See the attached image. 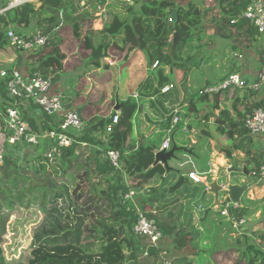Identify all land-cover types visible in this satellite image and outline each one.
I'll list each match as a JSON object with an SVG mask.
<instances>
[{
    "label": "trees",
    "instance_id": "16d2710c",
    "mask_svg": "<svg viewBox=\"0 0 264 264\" xmlns=\"http://www.w3.org/2000/svg\"><path fill=\"white\" fill-rule=\"evenodd\" d=\"M97 1L105 10L102 35L103 40L108 42L101 43L104 57L108 56V52L124 51L126 48H137L143 51L151 76L140 85L139 92L143 97L157 95L156 100L166 95L160 93V88L171 83V70L183 71L185 61L191 59L183 54L187 43L199 36L200 32L211 31L204 29L206 25H215L218 35L234 38L243 48L250 47L257 34L249 22L242 17L243 11L249 5V0H205L202 7L190 3L185 10L177 11L174 10L172 0H130L133 5L117 0H90L85 7L80 6V0H37L39 4L37 8L35 4L27 3L0 14V50L8 46L5 37L9 26L15 29L34 26L43 35L50 36V39L45 48L31 53L26 62L33 72L39 71L55 82L53 75L56 74L55 76L58 77L57 73L63 68L66 58L62 47L72 50L78 43H83L84 49L89 50V38L93 32L90 24L96 12L95 2ZM6 3L7 0H1L0 8H4ZM173 11H176L175 18L171 15ZM183 15H185L184 22L181 20ZM64 26L70 28V36L67 38L61 35V29ZM175 33L180 36V40L174 51H171ZM262 59H264V50L261 52V62ZM18 61L19 59L16 62ZM156 62L158 64L154 67ZM89 63L95 68L105 69L101 66L102 59L93 60L89 57ZM12 67L3 66L8 70ZM3 86L0 81V95L4 94ZM99 90H102V87L93 86L89 95L92 96ZM218 95L215 97L217 98ZM208 97V95L194 96L190 101L188 114L196 116L198 106L206 104ZM104 105L109 106L108 103ZM216 107H218L217 104ZM263 107L264 104L259 103L255 108ZM118 108L119 122L110 131H107V128L111 125L112 115H97L87 119L83 134L78 136L70 147L62 149L53 161L40 160L23 168L11 163L0 167L1 177L8 179L13 174L17 179L21 178L19 180L23 185L27 183L29 195L41 192L45 202L41 209L42 213L44 216L49 215V220L42 219V222L34 227L35 231L29 238L27 249L24 250L26 261L23 262L20 255L19 259H13L10 264H142L138 259L146 245L141 241L138 246H135L123 235L124 227L122 226L128 227L136 216L132 209H127L122 204V196L126 188L121 181L120 172L132 178L135 187L144 192L149 203H160L161 205L156 206L159 210L163 209L162 204L165 202L167 191L150 187V182L156 178L160 179L166 171L160 164L154 163V154L158 149L157 141L148 143L145 138H142L136 147L128 143L136 114L135 103L123 102L118 105ZM211 114H213L212 110L206 113L204 120L213 116L218 125L214 126L216 130H219V126L222 125L234 129L233 134L220 129L221 134L226 133L231 141L229 146L220 147V150L228 159L232 158L234 151L244 152L248 162L253 163V167L251 169L246 167V171L256 173L264 152L252 154L247 150L251 140L241 123L243 115L239 113L240 121L237 122L229 118L224 110L219 112L218 117ZM195 121L197 122L196 117L188 126L191 128ZM31 125L37 131V126L34 123ZM40 127L43 130H50L53 125L47 119ZM104 140H107L110 149L120 152V171L116 172V178L107 176L114 171L109 163L98 162L95 156L93 147L103 143ZM193 155L195 156L194 153ZM82 156H85L83 165L78 163ZM75 168L76 173L67 175ZM22 171L32 173L37 180L51 182L63 174L67 176L69 183L56 185L55 182H50L47 186L31 187L29 182L32 179L20 177ZM178 186L177 183L169 191H173ZM14 188L18 189V186ZM6 200L13 205L22 198L16 199L9 193L8 199L2 198L3 202ZM250 205L253 203L246 199L244 207L238 211H231V214L238 218L250 216L253 214V211L248 208ZM145 207L142 208L143 214L153 218L164 235L171 236L168 243L169 251L175 255L171 257V263L199 262L198 257L202 254V250L198 249L194 243L192 232L177 230L175 225L170 226L160 222L157 220V215L147 211ZM119 223L121 226L117 227ZM261 223L264 228V215ZM0 226V229L3 228V225ZM256 235L258 244H254L251 240L246 241L245 235L237 237L235 243L238 247L229 248L230 251L226 254L224 252L220 264H230L232 251L237 253L233 264H264V229ZM188 249H191V252L186 254ZM218 249V247L213 248L209 260L210 258L213 260L214 255L220 254L221 250L218 251ZM147 251L146 257H152L154 263L161 264L160 252H163L164 257L168 248L166 245V248L160 250L147 248ZM0 264H7L1 247Z\"/></svg>",
    "mask_w": 264,
    "mask_h": 264
},
{
    "label": "crops",
    "instance_id": "0c3cea01",
    "mask_svg": "<svg viewBox=\"0 0 264 264\" xmlns=\"http://www.w3.org/2000/svg\"><path fill=\"white\" fill-rule=\"evenodd\" d=\"M172 1L175 7L174 10L176 11L178 9L185 10L190 3H194L197 6L202 7L204 5L203 2H205V0ZM97 2H95V5ZM128 3L133 5V2L130 0ZM37 6H39L38 2ZM139 6H137V8H139ZM103 25L104 21L101 24H97L94 29L92 28V23L90 24V28L93 32L89 38V50L84 49L83 43H78L72 50L62 47L64 53L66 54V58L63 62V68L57 73L58 77L55 76L56 74L53 75L56 80H54L55 82L52 81V92H67L70 95L69 107L73 108L79 114L84 123H86L87 119L93 116H111L115 111V107H118L120 103L127 101H131L133 103L136 102V114L133 119V127L128 143L136 147L138 145V141L142 138H145L148 143H154L157 141L158 149L155 151L154 155H156V152H158L161 147L164 138H166L167 130L171 126L172 111L176 108L182 111V114L180 115L182 117V121L187 125V133L182 130L181 126L175 127L174 131L170 135L172 145L175 144L177 147L185 148L191 151V154L179 151L183 156H176L177 160H173L176 165L174 167H170L169 161L168 166L171 170L168 172L165 170V175H163L160 179L156 178L150 182V187L167 191L165 202L162 204L164 205L163 209H156V206L161 205L160 203H149L144 196V192L140 189H138L140 194L135 199L136 207L130 205V209L142 211V208L146 206L145 209L149 212L155 213L157 215V220L160 222L170 226L175 225L177 226V230L183 229L191 231V235L194 236L193 239L195 240L194 243L196 246H199L197 243L201 240L202 235H206L202 238L204 243L209 240V238L211 239L212 236L219 237L220 239L218 242L216 240L217 243H215L219 248L218 251L221 250L218 256L219 258H222V254L224 252L226 254L230 251L228 250L229 248L236 249L237 243H235V240L239 236L235 235L229 223L213 209V206L215 205L214 195L201 190L186 177L191 171L202 173L207 170L208 164H212L217 168V174L218 176L220 174V179L223 178L222 174H227L226 178H229V174L225 173V171H222L221 169L228 170L229 167L235 168L234 164L236 162L239 165L236 168L239 169L243 175V179L238 185L244 182L252 187L245 193L246 195L244 197L248 201H251L254 208H256L253 209L250 205L248 208L253 211V214L247 217L244 216L247 219L244 237L246 241L251 240L254 244H258L259 241L256 238V233L263 231L264 229L261 223V219L264 215V209L261 208V203L264 205V185H256L254 179L250 176L252 172L248 173V175L243 174V170H246V167L249 169L253 167V163L248 162V158L244 152L234 151L232 158L228 159L220 150V147L226 148L231 144V141L226 133L233 134L234 129L227 125L219 126L220 129L226 131V133L222 135L220 132L222 130H216V127H214L218 126L215 118L211 116L207 120H204V116L212 110L213 114L211 115L218 117L219 112L224 110L227 112V116H229V118L238 122L240 121L239 118L241 116L239 113L244 115L247 111L257 107L259 103L264 104V88L260 89V91L256 93L248 90H230L219 94L217 98L215 95L209 96L206 104L198 106L196 116H189L188 113L190 101L194 96H199L198 94L201 89L208 85H213L222 81L230 73H240L249 84L255 81L256 73L261 64V52L264 50V43L262 42V39H260V43L254 41L250 47L243 48L238 45L234 38H229L232 40L233 47L240 48V52H238L235 58L230 60H228L225 56L222 57V63L215 65V68L219 69L222 64L224 65L221 69L222 73H219V76L214 80L203 79L202 82L199 83L198 81L195 82L192 78H189V74L185 71L177 69L171 70V82L174 83L175 88L169 92L168 95L166 94L156 100L157 95L143 97L139 92L140 85L150 76V71L147 68V62L143 51L137 48H126L124 51L115 50L114 53L108 52V56L102 58L103 64L101 66H104L105 69L95 68L89 63L92 48L96 49L98 46L101 47V43L108 42V40H103ZM210 26L206 25L205 30L210 29V32L213 33L212 31L214 30L210 28ZM26 28L36 29L34 26H27ZM67 28L69 27L64 26L61 29V35L63 38L70 36V34L68 36L66 35L67 37L63 36V30ZM205 34L210 33L207 32ZM215 35H218V32H216ZM7 48L11 50H0V69H2L4 65H10L21 69L24 73L33 72L26 62L27 57L30 54H28L25 58H22L17 50L9 46H7ZM212 48H214V46L206 45L205 47V49L208 50H211ZM195 49L197 48L192 47V51L188 53L189 58H191ZM183 52L186 53L185 49ZM79 55H82V57H79ZM70 56L72 57L70 58ZM198 57H200V53H198ZM17 59H19L18 62H16ZM65 72H70L71 75H73L70 78L71 80H67L64 76H62ZM93 86H100L102 87V90H99L94 95L90 96L89 93ZM107 93H109V97ZM134 96H137V98H134ZM104 103H108L109 106H105ZM216 104L218 107H216ZM195 117L197 118V123L203 126V129L198 128L194 124L191 128L188 126ZM203 137L205 138V144H203L197 152L196 148L198 147V141H200V138L202 139ZM177 139L182 142L175 143ZM206 139L208 140L206 141ZM250 140V145L247 148L249 152L252 154L264 152V137L260 139L250 137ZM203 153H205L206 157L204 161H202L200 157V154ZM201 168L206 169L202 170ZM219 171H221V173H219ZM248 180L251 181L248 182ZM177 183L179 185L178 188H175L173 191H169L173 189ZM196 198H199L200 200L205 199V201L209 200L211 205L205 207V205L201 202H198L196 208L191 207V201ZM242 205L244 207V204ZM210 213H213V216H211ZM205 222H209L210 228L207 226V228H205L203 226L204 224L202 223ZM200 229H203V231H199ZM223 237L225 241L224 244L223 242H220ZM230 255L234 256L235 259L237 258V253L235 251H232ZM138 260L141 261L142 264L158 263H154L152 257H144L143 254L140 255Z\"/></svg>",
    "mask_w": 264,
    "mask_h": 264
},
{
    "label": "built area",
    "instance_id": "2783aa9c",
    "mask_svg": "<svg viewBox=\"0 0 264 264\" xmlns=\"http://www.w3.org/2000/svg\"><path fill=\"white\" fill-rule=\"evenodd\" d=\"M34 0H9L4 8L0 9V14L6 11L17 9ZM90 0H80V6L85 7ZM128 2L129 0H117ZM211 1V0H209ZM96 12L92 21V28L105 20L104 7L97 2ZM242 17L256 30L259 35H264V0H249V5L242 13ZM7 45L19 52L22 58L28 54L37 52L45 48L50 36L43 35L37 29L26 27L13 29L9 26L6 30ZM157 62L154 67L157 66ZM0 81L3 83V95H0V167L6 163H11L18 167H25L34 162L43 160L51 162L58 157L62 149L68 148L75 139L82 135L85 130V123L79 114L69 107L70 95L67 92L53 93V82L51 77L43 76L39 71L23 72L17 67L12 69H0ZM175 88L174 83H168L160 88L161 94H168ZM264 88V59L256 73L255 81L249 84L240 73L233 72L227 75L222 81L208 85L199 91V96H214L230 90H248L256 93ZM137 98V96H134ZM136 103V102H135ZM182 111L174 109L172 111L171 126L167 130L166 138L161 144L159 151H168L172 145L170 138L175 127L181 126L187 133V125L182 121ZM47 119L53 125L50 130H43L40 126ZM120 113L114 111L111 117V125L107 128L110 131L119 122ZM37 126L35 131L31 125ZM241 123L249 137L260 139L264 137V107L253 108L247 111ZM98 162L107 161L113 168V172L107 174L108 177L116 178V172L120 171V152L110 149L107 140L93 147ZM157 153V152H156ZM230 168V167H229ZM228 168V169H229ZM121 181L125 185L126 191L122 196V204L130 209V205L136 207L135 199L140 191L135 187L132 178L123 172ZM256 185H264V154L258 171L250 175ZM188 179L196 186H202L208 192L212 183L222 187L224 196L217 200L213 209L224 218L234 231L235 235H245L247 219L236 217L231 211H238L243 208L239 199L238 202L227 201L229 196L227 187L220 181L217 168L208 164L206 172L191 171L187 174ZM244 183V182H243ZM252 187L249 186V190ZM248 190V191H249ZM133 210V209H132ZM136 218L132 223L124 227L123 235L127 240H131L135 246L141 241L146 248L143 256H147V248L160 250L166 248L171 236L164 235L158 228L153 218H148L143 211L133 210ZM119 223L117 227H120ZM199 231H203L200 229ZM161 264H172L170 260L163 257L160 252Z\"/></svg>",
    "mask_w": 264,
    "mask_h": 264
},
{
    "label": "rangeland",
    "instance_id": "374dc122",
    "mask_svg": "<svg viewBox=\"0 0 264 264\" xmlns=\"http://www.w3.org/2000/svg\"><path fill=\"white\" fill-rule=\"evenodd\" d=\"M8 1L9 0H7V2ZM31 3L35 4L36 8L38 7L37 0H34ZM212 32L213 33L208 32L210 34H205L204 31L200 32L199 36H196L194 38L192 37L193 39L191 38L192 40L189 43H187L185 47L186 53H183L185 57L189 56L188 53L192 51L191 50L192 47L197 48L195 49V52L191 56V59L189 61H185V66L183 68V71L187 72L189 74V78H192V80H194L195 82L198 81L199 83H201L203 79H206V80L216 79L219 76V73H222L221 69L224 65L222 64L220 66L221 67L220 69L215 68V65L222 63L221 62L222 57L225 56L226 58H228V60H230L232 58H235L238 52H240V48L233 47L231 39L224 37L222 35H215V31H212ZM69 34H70L69 28L63 30V36H66V35L68 36ZM260 39H262V42L264 43V35H259L257 33L254 39L252 40V42L257 41L258 43H260ZM206 45L214 46V48H212L211 50L205 49ZM3 49L4 51L11 50V49H8L7 46H4ZM198 53H200V57H198ZM71 57L72 56H70V58ZM79 57H82V55H79ZM62 76H64L67 80H69L73 75H71L70 72H65L64 74H62ZM150 76H151V73H150ZM107 95L109 97V93H107ZM193 124L197 126L198 128L203 129V126H201L196 121ZM207 140L208 139H206V141ZM177 142L181 143L182 141L177 139L175 143ZM203 144H205L204 137L202 139L200 138V141H198V147L196 148L197 152L199 151L200 147ZM176 156L179 157L183 155L180 152H176ZM84 157L85 156H82L79 159L78 161L79 164L81 165L84 164V159H85ZM200 157H201V160L204 161L206 158L205 153L200 154ZM175 165L176 163L173 160L170 161V164H169L170 167H174ZM237 166L239 165L235 162L234 167H235V170L238 171V173H231L229 175L230 176L229 178H226L227 174H222L223 178H221V182L229 179V181L232 184H239L243 179V175L241 174V171L236 168ZM205 169L206 168H203L202 170H205ZM76 172L77 170L75 168L74 170L69 171L67 175L69 174L73 175ZM20 175H21L20 177L37 180L36 178H34V175L28 171H22ZM6 179L7 178L0 176V225H3V228L0 229V247L2 249L4 257L6 258L7 264H10V261H12L13 259H19L20 255H21L20 259L23 262H25L27 258H26V252L24 250L27 249L29 238L31 235H33V232L35 231L34 227L40 224L42 222L41 221L42 219H44L43 221H45V219L49 220V217H48L49 215L44 216V214L42 213L41 209L43 208V205L45 202L43 201L41 192L40 193L37 192L32 195H29L27 192V186H28L27 183L26 184L24 183L23 185V183H21L22 181L19 180L21 178L17 179L13 174H11L7 180ZM31 181L29 183H31ZM38 181L47 182L48 185L51 182L49 180H38ZM249 181L251 180H248V182ZM53 182H55L56 185L68 184L69 179L67 178V176L60 174V178L59 177L55 178V180L52 181L51 183ZM15 186L16 187L18 186V189L14 188ZM198 187L201 190H203V187L201 185ZM9 193H11V197L13 196L16 199L17 197H21L22 200L21 201L17 200L15 203H13V205H10V203L7 202V200L6 202H3L2 198L8 199ZM224 194H225L224 192H220L218 199L221 200ZM245 195L246 194L244 193L241 196L240 201H242L241 202L242 204L246 203V198L244 197ZM207 197L210 198L209 196ZM198 202H201L203 205H205V207H208L211 205L209 200L205 201V199L200 200L199 198H196L191 201L190 203L191 207L196 208ZM251 207L253 209H256L254 208L253 205H251ZM261 208L264 209L263 203H261ZM210 214L211 216H213V213H210ZM206 223L207 222L202 223L204 224L203 226L205 228L207 227L210 228L209 222L207 224ZM205 236L206 235H202V238H204ZM202 238L197 243V245H199L197 248L202 250V254L200 255V257H198L199 262H195L194 264H215V263L220 264L222 260L221 258H219L218 255L213 256L214 261L211 258L209 260V255L211 251L213 250V248L217 247L216 243L218 242L220 238L216 236H212V238L211 239L209 238V240H207L205 243L202 241ZM91 240L94 241L92 238ZM220 242L221 243L223 242V244L225 243L224 237L220 240ZM167 248H168V252L164 253V257L165 259H168L171 261V259L175 255L173 254L172 251H169L170 250L169 244L167 245ZM186 251H187L186 254H189L191 252V249H188ZM234 260H235V257L231 256L230 264H233Z\"/></svg>",
    "mask_w": 264,
    "mask_h": 264
},
{
    "label": "water",
    "instance_id": "95a60500",
    "mask_svg": "<svg viewBox=\"0 0 264 264\" xmlns=\"http://www.w3.org/2000/svg\"><path fill=\"white\" fill-rule=\"evenodd\" d=\"M173 18L176 17V11H173V13L171 14ZM182 22H184L185 20V15H183L181 17ZM206 28V27H205ZM210 28H212L215 31L216 34V27L215 26H210ZM180 40V36L175 33L173 35V40H172V46H171V51H174L177 43ZM104 57L103 55V51L102 48L100 46H98L96 49L92 48L91 51V58L94 60H100ZM115 111L118 110V107H115L114 109ZM179 151H183V152H187L188 154H191V151H189L188 149L185 148H180L177 147L175 144L172 145V147L170 148V150L168 151H159L156 153L155 158H154V163L155 164H161L163 166V168L168 172L169 170H171L168 166V162L171 160H177L176 159V152ZM222 171H225V173H228L229 175L231 173H238L237 170H235V168L230 167L228 170L226 169H221ZM219 173H221V171H219ZM243 174L244 175H248V172L246 170H243ZM220 177V174H219ZM221 180V179H220ZM228 189V194L229 196L226 198L227 201H232L234 203L238 202L239 199L241 198V196L248 192L249 190V184L246 183H242L240 185L238 184H231V182L228 180H225L222 182ZM48 183L44 182V181H38V180H32L30 183L31 187H43V186H47ZM209 193H212L214 195L215 198V205L217 204V199L219 196V193L222 192V187L217 185V183H212L210 185V189L208 191ZM208 213V211H207Z\"/></svg>",
    "mask_w": 264,
    "mask_h": 264
}]
</instances>
